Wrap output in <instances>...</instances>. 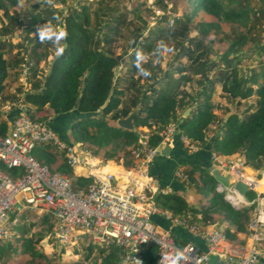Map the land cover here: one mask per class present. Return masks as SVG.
Listing matches in <instances>:
<instances>
[{"label": "trees", "instance_id": "trees-1", "mask_svg": "<svg viewBox=\"0 0 264 264\" xmlns=\"http://www.w3.org/2000/svg\"><path fill=\"white\" fill-rule=\"evenodd\" d=\"M5 1L0 0V11L5 9ZM8 1L15 3L13 0ZM238 1L239 4L234 6V3ZM249 1L187 0L188 8L185 16L174 20L172 25L166 24L169 23L166 17L161 18L159 23H165V27L157 24L148 32L149 38L138 40L146 30V24L136 27L132 36V50H141L143 55L152 54V60L140 67V72L146 76L144 86L150 87L148 93L135 78V74L139 72L137 66L127 69L124 73L119 70V74L115 75L120 63L110 52L113 39L108 34L111 31L120 32L126 22L124 15L116 16V8L105 7L102 15L98 14V10L95 11V21H91L89 16V11L93 10L90 5L83 7L82 13L72 8L68 14L63 15L54 6L47 7L45 16L29 13L30 21L25 34L16 45H12L9 38L14 35L22 22L18 16H10L5 11V17L9 21L7 25L0 28V98L6 89V80L11 72L15 73V79L18 81L20 78L18 71L15 70L20 71L23 65L30 64L29 76L26 79L27 90L24 92L23 88H16L17 94L11 99L17 103L21 97L18 94L23 93L25 102L31 106L32 118L43 123L47 122V112H52L54 116L74 112L76 119L72 121V140L74 143L95 146L97 148L94 150L95 154L109 144L119 141L111 153L104 154L103 158L106 161L114 160L116 163H122L127 169L133 167L130 148L137 143L136 132L119 129L117 126L110 125V122L116 123L120 119L127 118L133 110L138 108L144 97L133 118V125L134 130L147 128L150 131L151 147L159 146L164 129L174 124L178 126L181 134L199 149L210 148L211 153L219 156H236L251 169L264 171V69L259 73L253 72L248 77L241 74L237 66L232 67L231 60L220 62L218 59L209 58L210 53L204 42L197 35L193 36L189 27L190 20L194 19L198 10H203L216 18L229 17L242 23L246 29L245 34L239 36L232 45L240 47L251 40V33L259 23V19L250 17L252 12L248 7ZM99 3L102 2L99 1ZM41 4H49V0H44L43 3L35 2L31 12L38 11ZM58 4L65 6L66 1L59 0ZM60 20L63 31L59 33L57 27ZM214 26V23L206 21L196 23V28L202 35L208 34V30ZM102 30L105 36L100 39L98 35ZM32 33H35L34 37ZM152 34L154 39H150ZM167 38L174 39L171 48L175 54L169 65L170 69L164 73V84L159 88L157 84L154 86L152 84L161 73L164 58L156 47V43L159 40L165 41ZM42 41H44L43 44ZM29 45L32 46L30 60L34 63L32 61L29 63L25 59ZM105 45L109 48H104ZM40 49L43 55L39 53ZM54 49L58 53L54 54L49 63L50 73H42L39 65L43 58L47 59L51 55ZM13 51L16 54L13 55ZM129 58L136 61L134 53L129 55ZM184 59L190 61L195 76L203 78L200 84L202 90L198 93L194 94L195 91L192 88H186L192 78L184 68ZM220 64L224 65V71L220 73L221 77L218 78L219 74L214 78L209 77L208 74L215 69L218 70ZM45 82L46 87L42 91ZM216 84L222 85L223 92L233 101H237L238 107H242L243 103L253 96H256L257 101L247 104L245 108L242 107V114L235 111L226 119L218 121L211 105ZM108 97L109 101L104 106ZM192 106L193 110L187 118L183 119L182 113ZM215 124L220 132L209 140L207 133ZM8 128V121L0 119V135H5ZM58 134L64 141H70L64 134L59 132ZM57 155L62 157L50 145L41 146L34 151L36 159L48 166L55 161ZM181 165L188 167L187 175L195 186V191L208 199L209 203L198 209L175 192H158L154 196L155 204L169 211L174 217H190L193 222L202 226L213 225L214 221L222 222L226 224L223 229L226 237L235 241L240 236H244L241 242L245 243L248 237L249 209L238 210L227 202L222 194L217 193L218 182L207 171L186 160H183ZM57 170L73 174L66 166L63 157ZM115 171L119 172L121 169L115 168ZM197 173H199L201 185L196 183ZM72 177L78 186L90 183L88 179L74 175ZM254 198L253 192L247 195L249 201ZM213 215L217 218L212 219ZM42 238L43 234L35 232L28 237L18 239L15 237L12 243L0 244V262L9 263L8 257L11 252L18 249L13 244L17 243L25 253L30 255V264H41L43 260H47L46 255L36 249V245ZM64 253L65 251H61L62 255ZM71 255L73 257L66 261H61L58 257L47 262L49 264H119L118 251L113 247L99 248L87 245L81 251L73 249ZM76 255H79L78 260L75 259ZM157 260L156 248L152 246L146 248L144 264H156Z\"/></svg>", "mask_w": 264, "mask_h": 264}, {"label": "built area", "instance_id": "built-area-1", "mask_svg": "<svg viewBox=\"0 0 264 264\" xmlns=\"http://www.w3.org/2000/svg\"><path fill=\"white\" fill-rule=\"evenodd\" d=\"M29 65H24V92ZM14 108L16 112L7 133L0 135V244L13 241L18 222L12 216L29 212L50 220L52 230L47 237L57 250L67 252L87 245L113 247L118 251L119 264H144L145 249L151 246L158 251L156 264H214L213 259L225 264H260L264 258V193L257 191L261 179L247 173L241 158L224 159L212 154L215 169L229 176L230 181L229 185L218 182L216 192L236 209H249L250 245L245 246L236 245L218 226H202L186 216L174 217L155 204V194L167 192L156 185L148 168L161 148L171 137H178L184 149L191 153L198 151L177 125L170 124L164 129L162 142L156 147L149 144L151 135L147 128L136 130L137 143L130 148L133 167L119 179V174L103 171L88 148L72 140L64 141L49 124L33 119L24 94ZM44 145L62 155L74 176L90 183L78 186L73 177L38 161L34 151ZM175 178L190 184L183 170L175 171ZM238 182L255 193L253 200L234 190ZM154 216L162 218L164 226L153 223ZM174 229L200 237L202 247L192 241L178 242Z\"/></svg>", "mask_w": 264, "mask_h": 264}, {"label": "rangeland", "instance_id": "rangeland-1", "mask_svg": "<svg viewBox=\"0 0 264 264\" xmlns=\"http://www.w3.org/2000/svg\"><path fill=\"white\" fill-rule=\"evenodd\" d=\"M13 1H15V3H10V1L6 0L5 9L0 11V28L3 26L5 21L6 23H8L9 21V19L5 17V13H4L5 11H7L10 16H18L22 22V25L17 28L20 29V32L18 31V35L20 36V38L22 35L25 34V29L29 24L30 16L28 14L31 13L30 15H32L33 13L35 14L39 13L45 16L46 15L45 12L48 6H54L55 8H58L63 15H66L68 14V12H70L72 8L76 9L79 13H82L83 7H85L86 5H90L93 7L92 9L94 10V11L93 10L89 11V16L91 21H95V16H94L95 11L98 10V14L102 15L101 13H103V8L105 7L116 8L117 9L116 16L124 15L126 21L124 27L121 28L120 32L115 33L111 31V33L108 34L109 36H111L110 38L113 39V44L110 47V52L113 55V57H115L120 63V65L118 66L119 67L118 74H119V70H122L124 73L127 71V69H133V66H137L139 68V72L135 74V78L137 79L139 84L144 87L147 93L150 87L144 86V82L146 81V76L142 75V73L140 72L141 71L140 67H142L147 61L152 60V54L143 55V52L141 50H136V49L132 50L133 49L132 36L134 34V29L136 27H141L143 24H146L145 25L146 30L141 34V36H139L138 40L147 37L149 38L150 33L148 32H150V30L153 29L157 24H160L163 27H165L166 24L172 25L175 22L174 20L180 19L185 16L184 14L188 8L187 0H65L66 1L65 6L59 5L58 4L59 0H49L50 5L41 4L38 11L31 12V7L35 2L43 3L44 0H13ZM99 1H101L102 3L100 4ZM238 4L239 1L234 3V6ZM248 7L251 9V12L253 14V15L251 14L250 17L253 19H259V23L256 25V29L251 33L252 35L251 40H249L247 43H245L240 47H236V46L233 47L232 45H234L235 41L238 39L239 36L245 34L246 29L243 27L242 23H240L239 21H234L229 17L216 18L214 16L208 15L203 10H198L194 19L190 20L189 27L192 35L193 36L197 35V37L204 42L205 46L207 47L210 53L209 58L213 60L218 59L220 62L221 61L223 62L224 60H231L232 67L237 66L241 74L249 77L250 75L253 74V72L259 73L262 71V69H264V0H250ZM256 13H259V16H257ZM163 17H166V20H168L169 23L166 24L163 22L159 23V21ZM198 21H206L209 23H214L215 26L208 30V34L202 35V33L196 28V23ZM57 31L59 33L63 31V25L61 20L59 21V26L57 27ZM104 33H105L104 30H102L99 33L98 37L100 39L104 38L105 36ZM19 36L17 38L10 36L9 39H11L12 45H16L18 44V42L22 40L19 39ZM32 36L34 37L35 33H32ZM150 39H154L153 34L151 35ZM43 43L44 41H42V44ZM173 44H174V39L172 38L171 39L167 38L165 41L163 40L157 41L156 47L162 53L164 60L161 64V73L158 75V78L154 81L152 86H154L155 84H157V87L159 88L163 86L164 84L163 81L165 76L164 73L170 69L169 65L173 61L175 54L171 48L173 47ZM104 48L107 49L109 48V46L105 45ZM31 49L32 46L29 45L26 53L27 55L25 56V59L29 61V63L30 61H32L30 60V55L32 56ZM52 51L53 52H51V55L47 59L43 58L44 60L42 61V63H40L42 65L41 68L42 73L46 74L50 71L49 63L52 57L54 56V54L58 53V51L55 49ZM13 53L15 52L13 51ZM39 53L43 55L41 49L39 50ZM132 53L136 55V61H132L129 58V55H131ZM32 63L34 62L32 61ZM219 67L220 68H218V70L215 69L212 72H210L208 76L214 78L215 75L219 74L218 78L221 77L220 73L224 71V65L220 64ZM184 68L186 69L187 74H189L192 78L191 83H188V85H186V88L190 87L192 88L193 91H195L194 94L198 93L199 91L202 90V85L200 84L203 78L201 76H197V75L195 76L189 60L184 59ZM15 71H18L19 78L23 79L24 65L23 68L20 69V71L18 69H16ZM15 77H16L15 73H12L10 77L6 80V83L10 82L13 84L14 87L23 88L24 86L22 82L20 83V79L17 81ZM14 93L17 94L16 89ZM22 95L23 93L18 94L19 97ZM256 101H257L256 96H253L249 100L245 101L242 107L245 108L247 104L251 102L256 103ZM10 103L13 102L10 101ZM236 103L237 101H233V99L230 98L228 94L223 92V88L221 84H216L215 90L212 93L211 105L213 106V111L214 114L217 116L218 121H222L226 119L230 114L235 113V111L242 114L243 111L242 107H238L239 105H236ZM1 107L3 106L0 105V108ZM52 116H54L52 112H47L46 115L47 121ZM110 125L116 126V123L110 122ZM141 129L143 128H139L138 130ZM218 132L220 131L218 130L217 125L216 124L212 125L207 133L209 137L208 139L211 140ZM117 142L119 141H115L109 144L107 147L98 150L97 154L94 153V150L97 149L95 148V146L89 145L87 143H85V145L84 144L83 145L80 144V145L81 147L84 146L83 148H88L98 158V163L100 167H104L105 165H107L109 169H115L116 167L111 166V165H115L118 167L122 166L123 168H125V170H130L127 169V167L124 166L122 163H116L114 160L106 161L103 158L105 153L106 154L111 153L113 151L112 149L116 148ZM117 153L119 155V150H117ZM56 162L57 163L62 162V157L60 155H57V158H55V161L52 162L49 167L55 169L54 164ZM249 168L250 167L247 166V170L249 173H253L256 177H258V175H261V171H255L252 169L253 170L252 172L249 170ZM183 172L184 174L187 175V170H184ZM64 174H67L71 177L73 176V174L70 175L69 173H64ZM196 183L201 185L200 184L201 182H199V180H197ZM183 184L186 188H188L189 191H191L194 194L193 200L191 199L192 201L189 203L191 206L201 209L202 207L206 206L209 203L208 199H206L197 191H195V186L192 185L191 182L189 185H186L185 183ZM260 192L263 193V191ZM250 193L251 192H249L248 194ZM211 218L216 219L217 217L211 216ZM153 223L158 224L156 222ZM212 223L220 227L222 230L226 226V224L222 222L218 223L217 221H214ZM49 229L52 230V226ZM31 233H35V231L32 230ZM31 233H29L28 236ZM14 240L15 239L13 233L12 242H14ZM43 241L44 242L36 246V249L38 251L43 252L47 257V260H43L41 264H49L47 262L48 260L52 261L53 259H56L58 257L61 259V261H66L67 259L73 257L71 255L73 253V249H70V251H67L62 255L61 253L59 254L58 250L55 248L56 244H54V242L49 237H47ZM13 245L16 246L18 249L13 253L11 252L10 256L8 257V262H9L8 264H30V260H31L30 255L28 253H25L24 250L21 249V247L19 246L20 244L15 243ZM262 246L264 245L262 244ZM82 249H83L82 247L77 248L78 251H81ZM75 259L78 260L79 255H76ZM0 264L2 263L0 262Z\"/></svg>", "mask_w": 264, "mask_h": 264}, {"label": "crops", "instance_id": "crops-1", "mask_svg": "<svg viewBox=\"0 0 264 264\" xmlns=\"http://www.w3.org/2000/svg\"><path fill=\"white\" fill-rule=\"evenodd\" d=\"M5 25H7L6 21L3 24V26ZM18 31L20 32V29H16V31L14 32V35H12L14 38H17L19 36ZM19 39H21L20 36H19ZM14 54H16V52L13 53V55ZM40 65H39V68L41 69L42 65L41 66ZM12 73L13 72H11V74ZM21 82H22V79L20 78V83ZM16 88L17 87H14L12 83L7 82L6 89L2 97L0 98V105L3 106L0 108V119L7 120L8 127H10L11 119L16 112L15 111L16 109L15 108L13 109V107L16 105V101H13L11 99L15 95L14 92ZM10 101L13 103H10ZM7 107H9L11 110H7ZM75 115L76 114L73 112L71 114L62 115V116H52L51 118L48 119L47 124H49L56 132L58 131L59 133L64 134L71 141L72 140L71 139L72 138L71 137V127L73 123L72 121L76 119ZM166 148L168 149L167 151L165 150ZM212 154L213 153H211L210 148H205V149L198 148V151L196 153H191L188 150L183 148V145L178 137H171L170 142L161 148V151L158 153V155L153 159L152 163L149 165L148 173L153 178L156 185L160 189H163L166 192H175L179 195H183L185 199L188 201V203H190L194 198V194L191 191H189L188 188L182 185L178 179L175 178V171L187 170L188 167L181 165V162L183 160H186L187 162L193 165H196L202 170L207 171L211 175L212 170L216 168V166L212 162ZM222 157H224V159H227V158L237 159L238 158L236 156H229V157L222 156ZM60 164L61 162L60 163L56 162L54 164L55 169L53 170H57ZM106 166L107 165L103 167V171L108 173V171H106L105 169ZM111 166L121 169V171H119L120 173L119 179H123L124 177L123 174L126 171L125 168H123L122 166H119V167L115 165H111ZM109 170L112 172H115V169H109ZM249 170L253 172L252 169L249 168ZM83 173H86V171H83ZM109 174H113V173L109 172ZM262 177L264 178V171H261V175H258V178L262 179ZM196 178L200 182L199 173L196 174ZM12 219L18 222V226H16V228L14 229V239L15 237L17 239L19 237H28V234L31 233L32 230H34L35 232H39L43 234V238L40 241V243H42L44 242L43 240L47 238L48 234L51 231L49 228H51L52 224L50 220L44 215L42 216L40 214L26 212L23 215L17 214L15 217L13 215ZM209 226H214V224L209 225ZM172 232L175 238L180 243L192 241L201 247L203 245V241L200 237L190 235L189 233L183 230H180V229H174ZM243 239H244V236H240L237 240L233 242L236 245H243V246L250 245V242L248 241V237L245 239L246 241L245 243L241 242ZM213 263L214 264H225L224 262L217 261L215 259H213ZM260 264H264V258L261 259Z\"/></svg>", "mask_w": 264, "mask_h": 264}, {"label": "water", "instance_id": "water-1", "mask_svg": "<svg viewBox=\"0 0 264 264\" xmlns=\"http://www.w3.org/2000/svg\"><path fill=\"white\" fill-rule=\"evenodd\" d=\"M118 68H119V67L116 68V72H115V75H116V76L118 75ZM49 73H50V71H49ZM45 87H46V82H45L44 85H43V89H42V91H44ZM143 100H144V97L142 98V100H141V102H140L138 108L140 107V105H141V103H142ZM108 101H109V97H108L107 100L105 101L104 106L108 103ZM138 108L135 109V110H133L132 113H131L127 118L118 120V121L116 122V126H117V128L122 129V130H126V131H130V132H131V131H134L133 118H134V116L136 115ZM192 109H193V106L190 107V108H188V109L183 113L182 118H183V119L187 118L188 115L190 114V112L192 111ZM165 150L167 151L168 149L166 148ZM165 150H164V152H165ZM211 176H212L214 179H216L218 182H222V183H224V184H226V185H229V184H230L229 176L221 174V172H220L219 170H217V169L212 170V172H211ZM234 190H235V191H236L241 197H246V195L249 193V188H248L245 184H243V183H241V182H238V183H236V184L234 185ZM151 220H152V222H156V223H158L159 225H161V226L163 225V226H164V224H163V223H164V220H163L162 218H160V217H156V216H154V217L151 218ZM58 252H59V254H60V253H61V249L58 250Z\"/></svg>", "mask_w": 264, "mask_h": 264}, {"label": "bare ground", "instance_id": "bare-ground-1", "mask_svg": "<svg viewBox=\"0 0 264 264\" xmlns=\"http://www.w3.org/2000/svg\"><path fill=\"white\" fill-rule=\"evenodd\" d=\"M105 169H106V171H108V173L111 172V173H113V174H120V173L117 172V171H115V172L110 171V170L108 169L107 166L105 167ZM247 173H248V174H251V173L248 172V170H247ZM258 190H259V191H258ZM257 191H258V192L263 191V193H264V178H263L262 181H259V182H258V185H257ZM229 201H232V200L229 199ZM233 201H234V200H233Z\"/></svg>", "mask_w": 264, "mask_h": 264}]
</instances>
